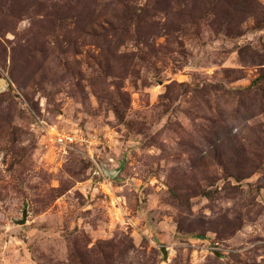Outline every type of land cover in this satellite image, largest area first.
Returning a JSON list of instances; mask_svg holds the SVG:
<instances>
[{
    "label": "rangeland",
    "instance_id": "1",
    "mask_svg": "<svg viewBox=\"0 0 264 264\" xmlns=\"http://www.w3.org/2000/svg\"><path fill=\"white\" fill-rule=\"evenodd\" d=\"M0 264H264V0H0Z\"/></svg>",
    "mask_w": 264,
    "mask_h": 264
},
{
    "label": "built area",
    "instance_id": "2",
    "mask_svg": "<svg viewBox=\"0 0 264 264\" xmlns=\"http://www.w3.org/2000/svg\"><path fill=\"white\" fill-rule=\"evenodd\" d=\"M73 139L74 138L71 135L70 136L63 135V137H58L57 141L59 143H71Z\"/></svg>",
    "mask_w": 264,
    "mask_h": 264
}]
</instances>
